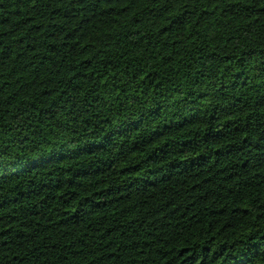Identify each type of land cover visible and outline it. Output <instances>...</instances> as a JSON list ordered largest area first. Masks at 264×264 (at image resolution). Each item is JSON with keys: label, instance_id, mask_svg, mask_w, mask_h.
<instances>
[{"label": "trees", "instance_id": "obj_1", "mask_svg": "<svg viewBox=\"0 0 264 264\" xmlns=\"http://www.w3.org/2000/svg\"><path fill=\"white\" fill-rule=\"evenodd\" d=\"M0 264H264V0H0Z\"/></svg>", "mask_w": 264, "mask_h": 264}]
</instances>
